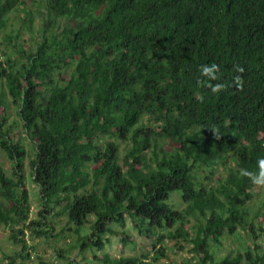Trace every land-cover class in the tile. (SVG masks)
I'll return each instance as SVG.
<instances>
[{
  "label": "trees",
  "instance_id": "1",
  "mask_svg": "<svg viewBox=\"0 0 264 264\" xmlns=\"http://www.w3.org/2000/svg\"><path fill=\"white\" fill-rule=\"evenodd\" d=\"M30 1L43 24L30 44L14 46L16 57L3 62L0 53V107L7 112L12 98L35 143L41 215L63 205L77 233L94 216L92 234L79 239L100 250L102 235L130 216L146 235L177 227L198 264H264V241L247 220L264 187V0ZM29 5L0 0V33L15 10L35 33ZM205 65L216 66L214 79L202 74ZM2 118L0 148L15 175L0 165V223L16 228L11 238L26 254L9 264H19L31 257L28 230L43 221L30 220L27 151ZM204 168L226 176L209 188L199 177ZM175 193L185 209L174 206ZM240 226L253 233L254 248L218 257L213 249Z\"/></svg>",
  "mask_w": 264,
  "mask_h": 264
},
{
  "label": "rangeland",
  "instance_id": "2",
  "mask_svg": "<svg viewBox=\"0 0 264 264\" xmlns=\"http://www.w3.org/2000/svg\"><path fill=\"white\" fill-rule=\"evenodd\" d=\"M29 7L35 13L33 26L35 33L30 34L26 25L23 24V11L15 10L10 13L11 21L9 27L0 33V53L1 60L6 62L9 56L16 57V44H30L31 37L38 35L37 32L43 24V18L39 13V8L28 0ZM16 33L19 39L9 42L8 35ZM6 111L0 107V120L6 116V126L14 136V143L22 145L27 156L23 161V170L25 174V184L30 193V220L43 221L42 225L34 226L28 230L27 250L31 257H20L19 264H103L104 254H109L114 258L137 257V258H156V264H198L194 245L187 241L185 237L175 236L177 227L172 229H157L148 235L143 234L133 218L127 216L125 227L118 224L111 226L112 230L102 235L104 250H100L90 239L80 242V235L87 237L92 234V225L95 217L91 216L89 222L77 233V226L69 222V216L62 211L63 205L51 204L50 212L41 215L43 204L40 196V187L34 181L33 162L36 159V146L24 130V124L18 114V106L7 95ZM167 146V143H164ZM0 165L11 177L15 175L14 161L8 154L0 148ZM234 165V163H232ZM226 176L224 169L217 172H211L209 168H204L199 177L207 187L218 186L219 179ZM171 201L178 210L186 208L187 204L182 199L181 193H175ZM259 214V217L258 215ZM248 224L252 222L257 225V232L261 236L260 241H264V232L261 228L264 224V187L256 190L255 198L249 203ZM189 226L195 224L194 219H189ZM261 223V224H260ZM16 228L0 223V264H9L11 257H18L20 254H26L22 244H17L11 236ZM125 235L128 239L124 240ZM96 239V238H94ZM85 242L89 245H84ZM257 241L253 237L250 229L243 226L238 227L234 233H226L221 239V246L216 251L218 257L226 254L236 255L238 252H246L254 248ZM163 249L166 256L158 257L157 253Z\"/></svg>",
  "mask_w": 264,
  "mask_h": 264
},
{
  "label": "clouds",
  "instance_id": "3",
  "mask_svg": "<svg viewBox=\"0 0 264 264\" xmlns=\"http://www.w3.org/2000/svg\"><path fill=\"white\" fill-rule=\"evenodd\" d=\"M216 71H217V68H216L215 65H211V66H207V65H205V66H203V68H202V74L207 75V76H209V77H211V78H213V79L215 78L214 73H215ZM221 87H222L221 85H217V86L214 87L212 90H213V92H216V91H219ZM262 175H264V172H262Z\"/></svg>",
  "mask_w": 264,
  "mask_h": 264
}]
</instances>
